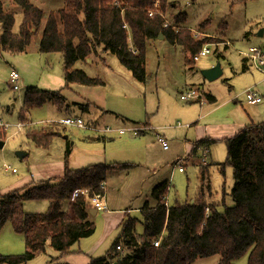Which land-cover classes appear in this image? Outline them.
Listing matches in <instances>:
<instances>
[{"label": "rangeland", "instance_id": "1", "mask_svg": "<svg viewBox=\"0 0 264 264\" xmlns=\"http://www.w3.org/2000/svg\"><path fill=\"white\" fill-rule=\"evenodd\" d=\"M0 1L6 9L15 12L14 32L18 33L23 20L22 10L15 0ZM29 1L44 14L40 32L33 36L24 53L13 54L3 49L0 55V124L6 126V129L2 127L0 130V143L4 144L0 146V195L15 190L24 191L43 181L55 182L63 177L66 169L81 170L99 162L103 164L105 161L100 160L106 153L113 152L118 159L128 160L131 157L124 149L138 154L147 149L156 160L150 163L156 164L150 170L158 172L166 165L162 172L166 178L170 152L183 151L181 141L187 131H190L187 142L195 140L199 133L203 137L228 138L236 132L235 124L244 127L251 121L264 122V76L250 63H247L246 69L243 64L244 53L250 48L264 52V35L258 36L261 30L264 31V0H168L169 5L163 16L165 23L172 25L176 31L190 30L195 39L205 42L204 47H208L211 53L197 62L193 60L191 64H186L182 48L167 41H153L146 52L147 82L141 83L116 57L99 50L98 54L85 61L79 60L73 66L74 70H82L88 77L103 82V85L83 89H69V84L65 82L62 54L42 53L39 49L41 31L49 14L61 10L65 0ZM181 14L186 15L184 23H181L182 28L175 23ZM217 64L221 65L222 75L217 80L209 81L202 71ZM12 71L20 75L19 90L13 88ZM30 88L57 93L67 98L68 104L60 108L54 102H47L42 107L23 113L25 95ZM248 88L263 95L261 104H247L244 91ZM189 89H198L203 96L199 100H183L182 96ZM210 97H214L216 103H209ZM84 98L98 106H105L106 110L93 105L85 110L84 107L80 108L78 102ZM216 107L218 109L213 110ZM119 114L130 122L118 118ZM76 117H81L87 123L98 120L99 125L104 127L150 124L158 130L144 132L138 137L129 134L107 135L112 139L90 141L89 136H96L93 132L62 125L68 118ZM192 120L191 129L186 128L187 122ZM25 121L34 125L26 124L19 128L18 124ZM32 130L56 132L57 135L53 136L48 146L43 147L30 138L28 131ZM163 135L169 141L170 151L165 152L163 144L158 143V138ZM210 147L211 153L205 159L208 165H203L198 156L196 161L186 163L184 174L176 173L179 172L178 168H172L173 186L168 197L172 206L175 202H191L197 199L199 193L208 204L221 203L220 209L233 206L229 195L234 185L233 170L227 167L222 172L219 167L227 159V146L224 142H218ZM20 153H24L25 157L21 158ZM136 158H139L138 155ZM202 167H208L203 181L200 180ZM115 173L121 178L108 182L107 195L105 186L109 210L133 209L130 217L140 220L143 202L149 198L153 204L151 189L162 174L150 176L145 182L149 175L146 168L134 171L128 177H124L123 171ZM116 183L121 185L117 186ZM49 207L50 202L46 200L27 201L23 205V214L46 213ZM106 216L107 211L99 212L93 218L95 233L75 244L66 255L55 252L48 244L45 252L38 253L26 264H83L81 259L90 263L92 259L105 256L113 248L121 229L120 222L107 223ZM143 232L142 225L138 223L136 235L141 236ZM121 248L124 250V246ZM25 250L23 234L16 232L13 223L8 222L0 231V256H20ZM73 258L77 262L72 263ZM219 259L218 256L203 258L195 264H217ZM237 264H248V255L238 260Z\"/></svg>", "mask_w": 264, "mask_h": 264}, {"label": "trees", "instance_id": "2", "mask_svg": "<svg viewBox=\"0 0 264 264\" xmlns=\"http://www.w3.org/2000/svg\"><path fill=\"white\" fill-rule=\"evenodd\" d=\"M15 4L23 12L18 33L14 32L15 12L0 1V51L18 54L27 51L33 36L40 32L44 14L29 0H15ZM168 5V0H65L61 10L49 14L39 49L63 55L67 84L103 85L101 80L73 69L77 61H85L99 50L114 55L139 82L146 83L147 48L160 36L182 48L186 64L194 62V56L205 45L190 30L164 27ZM149 11L155 12L153 17ZM185 16L179 15L175 23L181 24ZM47 102L65 107L61 95L30 88L23 113ZM28 133L35 144L43 147L55 136L43 130ZM221 142L227 146V159L219 167L222 172L227 167L233 170L234 185L229 193L233 206H224L223 202L220 209L221 203L208 204L201 197L167 207L163 198L170 182L160 184L153 191L155 204L142 209V219L127 217L113 248L90 264H195L213 256L220 257L217 264H237L245 255L248 264H264V122L251 123ZM215 143L213 139H202L195 143L194 151ZM128 167L94 164L81 170L66 169L55 182L43 181L24 191L0 195V231L12 222L15 231L23 234L26 247L23 255L0 256V264H26L45 252L48 244L55 252L66 255L75 244L93 235L96 226L91 216L92 197L103 193L101 184L114 172ZM207 171L208 167H202L201 176L205 177ZM84 190L88 193H81ZM75 192L80 193L74 198ZM40 200L50 202L46 213L23 214L25 202ZM138 223L144 229L141 236L136 235ZM158 240L159 247H155ZM121 245L123 252L117 250Z\"/></svg>", "mask_w": 264, "mask_h": 264}, {"label": "crops", "instance_id": "3", "mask_svg": "<svg viewBox=\"0 0 264 264\" xmlns=\"http://www.w3.org/2000/svg\"><path fill=\"white\" fill-rule=\"evenodd\" d=\"M182 23H184V21L182 22ZM178 26L179 27H181V24H178ZM182 28V27H181ZM172 29H175V28H173V26H172ZM176 31V30H175ZM193 31V30H192ZM262 31V32H261ZM259 33H258V36L259 37H261V36H263L264 35V31L263 30H261ZM260 33H262L261 34V36H260ZM159 40L161 41V42H163V41H165L164 40V37L161 39V36L159 37ZM228 41V40H227ZM183 53V52H182ZM184 54V53H183ZM0 55H2V52H1V54ZM114 56V55H113ZM115 57V56H114ZM186 62V61H185ZM248 62H247V59H245L244 58V62H243V64H244V69H246V68H248V64H247ZM69 89H71V88H79V89H83L84 87H86V88H92V87H94V86H85V85H81V84H77V83H73V84H69ZM247 90V89H246ZM245 90V91H246ZM245 91H244V93H245ZM245 95V94H244ZM68 100H67V98H65V107H66V104H68V102H67ZM81 102H78L79 104H81L80 105V108H82V107H84V110H85V108L86 107H91L92 105L95 107V108H100L101 110H106L105 109V106L103 107V106H101V105H99L98 106V104H96V103H93V102H91V100L90 99H88V98H84L83 100H80ZM85 102V103H84ZM203 102V101H202ZM84 103V104H83ZM209 103H212V104H214V103H216V99L213 97V100H211V99H209ZM104 105V104H103ZM98 106V107H97ZM216 109H218V107H216L215 109H213V110H216ZM212 110V111H213ZM209 113V112H208ZM122 117V115H118V118H121ZM76 118H79V119H82L81 117H76ZM123 119L122 120H125V121H129L128 119H126V118H124V117H122ZM83 120V119H82ZM84 121V120H83ZM130 122V121H129ZM50 123H54V122H50ZM84 123L88 126V127H90V128H94V129H87V130H89L90 132H93L94 133V135H96L95 137L93 136V137H88V140H90V141H93V139H94V141H105L106 139L107 140H110V139H112V138H110V136H107V135H101L100 133H98V130H102V129H104V128H106V127H111V126H101V125H99V122H98V120H94V121H89L88 123L86 122V121H84ZM123 123H125V122H123ZM132 123V122H131ZM193 123V120L192 121H189V122H187V125H186V128H190L191 129V126L193 125L192 124ZM243 123V122H242ZM251 123H260V122H254V121H251V122H249L248 124H246L245 126H247V125H250ZM26 124H30L31 126H33L34 124L33 123H28L27 121H25V122H22V123H19L18 124V127L19 128H22L24 125H26ZM244 126V127H245ZM118 128H112V129H114V130H120V129H126V128H131V127H143V128H147V130H145V131H143V132H141L140 133V135H143L144 134V132H149V131H157L158 129H155V128H152V126H150V124H144L143 126H134V125H130V126H117ZM234 127H236V132L232 135V136H234L236 133H238L239 131H241L244 127H242L241 126V124H238V126H237V124H235L234 125ZM75 128H77V127H75ZM78 129H80V128H78ZM96 129V130H95ZM82 130H85V129H82ZM188 130V129H187ZM55 135H57L56 134V132L54 133ZM92 134V133H91ZM188 134H190V131H187V133H186V136H185V138H184V140L183 141H181V147H182V149H183V151H176V150H171V152H170V158H169V161L167 162V165H168V169H169V173H168V177H164V176H166V175H163V170L165 169V167H166V165H164V166H162L161 168H160V170L157 172V170H153V171H151L150 169L151 168H153L156 164H150L151 162H153L155 159H154V156L153 155H151V154H149V152L147 151V149L145 150V149H143V150H141V152H140V154H138V153H136V151H129V150H127V149H124L125 150V153L128 155V156H130L131 158L130 159H128V160H125V159H118L117 158V156H116V154L115 153H106L105 155H104V158H103V160H100V161H105V163H103V164H106V165H121V164H127V165H129V167L125 170V171H123V172H125V176L124 177H128V176H130L131 175V173L132 172H134V171H138V170H141V169H145L146 168V170L149 172V175H147V177L145 178V182L147 181V180H149V178H150V176H154V177H157L158 175H160V174H162V178H160V180H158L159 182L157 183V184H153V186H152V194H151V197H152V203L153 204H155V200H154V197H153V191H154V189L158 186V185H160V184H163V183H167L168 181L170 182V184L168 185V192H166V195H165V197L163 198V201H164V203L165 202H167V204H168V207H170V206H172L171 204H170V202L168 201V197H170V193H171V189H172V186H173V182H171V178H172V168H173V164L179 159V158H184L185 159V163H184V171L183 172H176V173H179V174H184L185 173V167H186V163H188V162H191L192 160H195L196 161V158L198 157L199 158V160H200V162L202 161V164L203 165H208V161H205V159L207 160V158H208V155H210V153H211V145L210 146H201V147H199V148H197L195 151H194V146H195V143H197V142H199L200 140H202V139H206V138H208V139H213V140H215V141H217V143L218 142H221L223 139H225V138H227V137H224V136H221V137H217V138H210V137H203L202 135H200V133L199 134H196V136H195V140H193V141H189V142H187V136H188ZM108 135H118V133L117 132H115L114 134H108ZM139 135V136H140ZM194 135H195V133H194ZM121 136H124V135H121ZM131 136V135H130ZM229 137H231V135L229 136ZM89 138H91V139H89ZM66 139H68V137L66 136ZM96 139H98V140H96ZM162 143V144H164V143H166L167 145H168V148L167 149H165L164 148V146H163V150L165 151V152H167V151H170V146H169V141L165 138V136L163 135V136H160L159 138H158V143ZM216 144V143H215ZM212 145H214V144H212ZM138 155V157L139 158H141V160H136V159H139V158H136V156ZM182 155V156H181ZM25 157V156H24ZM156 161V160H155ZM198 162V161H197ZM204 162H206V163H204ZM99 164H102L101 162H99ZM150 164V165H149ZM193 164V163H192ZM201 164V165H202ZM92 165H94V164H92ZM145 166H147V167H145ZM116 172H118V171H116ZM158 173V174H157ZM201 173V172H200ZM116 173L114 172L112 175H111V177H109V179L107 180V182L105 183V186H106V195H107V193L109 192V190H108V182L111 180V179H116V178H121V176H119V175H115ZM208 174V171L206 172V175ZM206 175H205V177H206ZM123 177V178H124ZM200 180H202L203 181V177L201 176V174H200ZM144 183V182H143ZM118 184V185H117ZM168 184V183H167ZM34 185V184H33ZM116 185L117 186H120L121 184H119V183H116ZM32 186V185H31ZM117 191H119V189L117 190ZM202 194L201 193H199V195H198V197H197V199L198 198H203V199H205V197L204 196H201ZM196 199H193L191 202H194ZM175 203H180V202H175ZM153 204H151V202H149V198H146V200L143 202V206L141 207V209H140V213L142 212V209L145 207V206H147V205H149V206H153ZM106 206H107V215L108 216H106V222L108 223V221L111 223V224H113L114 222H120V223H122L127 217H130V211H133V209H129V210H123L122 208H120V209H118V210H114V211H110L109 210V208H108V205H107V201H106ZM93 210V209H92ZM136 211H138L137 209H135ZM106 211H103V213H105ZM124 212V213H121V212ZM117 212V213H116ZM99 212H95V215H91L92 216V218H94V217H96L97 216V214H98ZM111 215H113V216H115L114 218L113 217H111ZM140 219H142V215H141V218ZM94 220V219H93ZM108 225V224H107ZM121 247H122V245H121ZM122 249V248H121ZM90 251H92V249L91 250H89V252ZM124 250H122V251H120V252H123ZM220 260V259H219ZM71 262L72 263H75V262H77V260H76V258H73L72 260H71ZM89 262H91V261H89ZM219 262V261H218ZM81 263H83V264H87L88 263V261H84V259L82 260L81 259ZM88 264H90V263H88Z\"/></svg>", "mask_w": 264, "mask_h": 264}, {"label": "built area", "instance_id": "4", "mask_svg": "<svg viewBox=\"0 0 264 264\" xmlns=\"http://www.w3.org/2000/svg\"><path fill=\"white\" fill-rule=\"evenodd\" d=\"M156 7L158 8V2L156 4ZM155 14L154 11H149V16L153 17ZM161 14V12H160ZM163 16V14H161ZM164 27H172V25H169L168 23L164 24ZM227 44V43H226ZM132 53L136 54V51L134 49H131ZM211 53V50L208 47H204L198 54H196L193 58L194 61H199L201 57L207 56ZM1 54V51H0ZM245 58L247 59V62L250 63V66L255 69L256 71L260 72L264 76V52L257 48H250L247 53H244ZM19 81H20V75L12 71L11 74V82L13 83L14 90H19ZM246 96V102L248 105H259L263 102V95H261L257 90L253 88H248L245 91ZM201 96L203 94L198 89H189V91L182 96V99L185 101H190L193 99H201ZM198 99V100H199ZM62 125L64 126H72L77 127L80 129H94L88 127L82 119L79 118H68L66 121L62 122ZM0 127H4L6 129V126H3L0 124ZM96 130V129H95ZM147 130V128L143 127H131V128H124L120 130H114L111 127H106L102 130H98V133L101 135H108V134H114L115 132L118 133V135H126L129 134L131 136L138 137L141 132ZM164 148L167 149L168 145L166 143L163 144ZM184 158H179L172 166L173 169L178 168L179 172L184 171ZM14 172V171H13ZM101 188L103 189V193L95 194L91 199V207L96 212H103L107 210L106 206V195H105V184H101ZM80 192L74 193V198L78 196ZM81 193H88V190L81 191ZM165 205L168 207L167 202H165ZM207 214L209 213V209H206ZM160 241H155L154 245L155 247H159ZM118 251H122L121 246L117 247Z\"/></svg>", "mask_w": 264, "mask_h": 264}, {"label": "water", "instance_id": "5", "mask_svg": "<svg viewBox=\"0 0 264 264\" xmlns=\"http://www.w3.org/2000/svg\"><path fill=\"white\" fill-rule=\"evenodd\" d=\"M262 32V31H261ZM262 33H260V36H261ZM163 38V36H161V39ZM202 75L208 79L209 81H214V80H217L218 78L221 77L222 75V69H221V65L220 64H217L215 66H213L212 68L210 69H207V70H204L202 71ZM4 144L3 143H0V146H3ZM25 155L24 153H20V157L23 158ZM95 210H92L91 211V214L92 215H95ZM117 264V263H115Z\"/></svg>", "mask_w": 264, "mask_h": 264}]
</instances>
